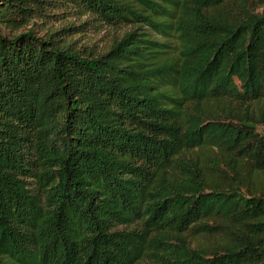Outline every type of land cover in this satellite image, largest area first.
<instances>
[{"label": "trees", "instance_id": "trees-1", "mask_svg": "<svg viewBox=\"0 0 264 264\" xmlns=\"http://www.w3.org/2000/svg\"><path fill=\"white\" fill-rule=\"evenodd\" d=\"M257 123L264 0H0V264H264Z\"/></svg>", "mask_w": 264, "mask_h": 264}, {"label": "rangeland", "instance_id": "rangeland-1", "mask_svg": "<svg viewBox=\"0 0 264 264\" xmlns=\"http://www.w3.org/2000/svg\"><path fill=\"white\" fill-rule=\"evenodd\" d=\"M71 20H73V19L72 18L66 19V21H71ZM59 24H60V22L54 24V26H57ZM127 28H129V26L122 25L121 27L116 28V29H102L98 32H94L92 30H89V31L86 30L83 33L73 35V38L76 37L80 41H86L87 44L94 43L97 48H103L109 44L110 40L113 38L114 35H116V34L120 35L122 33V31H124ZM255 127L259 132H264V127L260 123L255 124ZM262 178L264 179V174L262 175ZM238 190L243 195H246L245 194L246 191L244 188L238 189ZM140 264H148V262L146 260H142V262Z\"/></svg>", "mask_w": 264, "mask_h": 264}]
</instances>
